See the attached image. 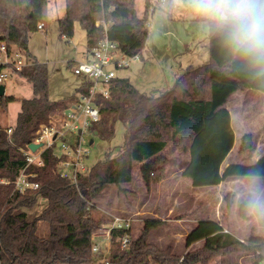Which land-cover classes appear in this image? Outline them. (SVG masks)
I'll list each match as a JSON object with an SVG mask.
<instances>
[{"label": "trees", "instance_id": "16d2710c", "mask_svg": "<svg viewBox=\"0 0 264 264\" xmlns=\"http://www.w3.org/2000/svg\"><path fill=\"white\" fill-rule=\"evenodd\" d=\"M47 4L48 0H0V45H5L9 53L27 54L25 59L32 65L16 74L31 84L33 93L32 98L20 101L11 134L0 128V178L10 180L7 185L0 184V264H90L98 260L101 253L92 252L91 236L111 219L94 214L93 200L109 185L130 184L134 162L142 164L140 173L146 186L162 179L160 165L165 160L161 153L169 142L189 153L181 176L194 188L218 186L228 178L264 177V156L254 164H229L221 171L234 145L230 115L224 105L236 91L264 93V76L257 75L245 62L233 57L210 33L209 62L186 68L163 93L142 94L129 79L115 78L107 98H94L99 119L88 126L93 136L111 140L114 124L125 125L124 143L115 156L108 155L95 164L87 174L80 176L75 186L61 177L60 157L56 156L57 147L53 144L42 151L41 166L28 168L35 174L38 189L26 195L11 193V182L26 166L18 148L33 142L40 125L51 126L52 121L58 126L54 118L65 117L67 102L71 100H49L48 67L28 56L29 35L39 30V24L46 26ZM103 18L110 22L108 37L116 41L126 55L140 53L148 31L146 19L136 14L135 0H65L64 16L58 20L59 34L64 38L72 37L74 21H78L86 32L89 49L102 36V30L96 28L94 22ZM90 85L84 82L79 94L88 95ZM14 101L13 97H0L4 106ZM75 138L77 135L70 138L71 146ZM187 140H190L189 146L185 147ZM253 147L252 135H245L240 142V152H249ZM39 197L45 199L46 206L38 216L30 218L25 210L32 208ZM227 198L233 205L234 196L228 194ZM246 209L247 206L242 205L238 211L243 221L248 220ZM39 221L47 223V237L37 234ZM162 224L160 220H145L141 235L136 239L130 235L125 249L120 248L125 232H113L108 264H148L149 256L156 261H175L176 257L169 251L161 257L159 250L147 241L148 233ZM199 241L204 242L202 250L207 253L255 249L257 260H264V237H250L244 243L213 220L197 222L186 236L188 246Z\"/></svg>", "mask_w": 264, "mask_h": 264}, {"label": "rangeland", "instance_id": "374dc122", "mask_svg": "<svg viewBox=\"0 0 264 264\" xmlns=\"http://www.w3.org/2000/svg\"><path fill=\"white\" fill-rule=\"evenodd\" d=\"M135 11L139 18L146 19L145 27L148 36L144 47L137 55L138 58L130 64L129 68L117 71V76L128 78L138 92L156 95L169 89L175 75L181 70L209 62L210 32L202 19L188 6L187 0H164L161 3L159 0H135ZM64 13L65 0H48L46 26L29 35L27 51L28 56L48 67L49 100L59 101L71 98L67 102V110L70 111L72 106H77L80 102L78 87L82 83V78L74 75L72 69L75 62L81 61L82 55L87 51V39L86 32L78 21H74L72 37L60 36L58 20L64 16ZM21 54L23 58L27 57L25 52ZM4 93L6 97H13L15 101L8 106L0 103L2 130L15 124L20 111V101L33 96L31 84L16 75H11L5 83ZM254 109L253 111H257ZM76 115H80L79 110ZM82 116L81 113L79 120ZM55 119L65 129L63 127L65 117L60 115ZM261 125V127L260 124L258 125L260 128L250 131L261 137L264 136V124L261 123ZM88 126L83 129V141L80 147L82 151L87 152L82 157L83 166L88 169L85 173L108 155H116L119 148L123 146L125 132V125L116 122L114 137L111 140H103L93 136ZM72 135V132L66 133V140H70ZM90 139L93 140L91 145ZM240 141L235 143V149L240 147ZM48 142L49 140L45 139L44 146ZM184 146L187 147V142ZM256 148L259 150L262 148L261 151L264 152V145L256 146ZM62 152L63 149L55 148L56 156L60 157ZM161 156L165 160L164 164L160 165L162 179L154 180L146 186L140 173L142 164L132 163V182L120 187L109 185L103 189L97 199L93 200L94 214L106 219H112L115 216L132 217L130 235L134 239L141 235L145 220L162 221L163 224L160 227L148 233L147 241L159 250L161 257L169 251L176 258L175 261L168 263L156 261L149 256L148 264H260L264 261L257 260L258 252L255 249L207 253L202 250L203 241L189 246L186 244L187 234L201 220L218 222L224 231L244 243L250 237H264V199L252 207L249 206L250 209H246L250 219L241 221L238 218L237 220L238 211L244 203L243 194L233 199V205H230L227 190L220 185L213 189L192 188L191 182L180 174L186 164L185 153L171 142L167 143ZM233 156L234 154L230 159ZM3 182L9 184L10 180L2 177L0 184L5 185ZM11 193H14L13 188ZM45 206V199L39 197L36 204L25 212L33 218L38 216ZM47 226L44 221L38 222L37 234L40 237L48 236ZM105 258H108V255L102 252L99 259L94 258L95 260L90 264H99L104 262ZM191 259L194 262L190 261Z\"/></svg>", "mask_w": 264, "mask_h": 264}, {"label": "built area", "instance_id": "2783aa9c", "mask_svg": "<svg viewBox=\"0 0 264 264\" xmlns=\"http://www.w3.org/2000/svg\"><path fill=\"white\" fill-rule=\"evenodd\" d=\"M104 1V0H100ZM160 3L164 0H159ZM152 12V10H151ZM110 22L105 18L96 20L94 26L102 30L101 38L96 44L87 49L86 58L82 61H76L72 72L74 75L81 77L83 82H90L91 85L88 90V95L79 96L80 102L77 106H72L68 115L63 120V129L59 124L55 125L52 121L48 125H40L31 143H42V147L35 152H32L28 145L23 148H18L19 152L24 156L26 166L18 173L16 178L11 182L15 193L26 194L38 189V183L34 180L35 174L28 171L31 166H41L42 151L56 144L57 148L63 149L62 155H60V161L58 168L61 177L69 180L71 184L77 186L80 176H83L88 169L83 166V154L86 155V151L80 149L83 141V129L90 125L92 122H96L99 119V109L94 102L96 96L107 98L109 96V86L113 79L117 77V71L129 68L130 64L138 58V54L134 56L126 55L119 47V44L111 40L107 35V30ZM38 29H43V24L38 25ZM32 65L31 61L22 57V54L18 51L8 52L5 45H0V86L5 88V83L9 80L11 75H17V71ZM82 113V118L79 120L80 115L76 113ZM73 119V120H72ZM72 120V122H70ZM12 127L6 129L8 135L11 134ZM81 131L80 134L77 132ZM72 132L73 135H77L73 142V146L69 144V140H66V133ZM55 136L56 139L52 140ZM48 139L49 142L44 146V140ZM7 185L8 182H3ZM133 219L132 217L115 216L111 221L102 224L99 231L91 236L92 252L109 254L110 242L113 232L124 231V235L120 239V248L125 249L128 247L130 240V232L132 229ZM103 243V244H102ZM102 262L108 264V259ZM260 264H264L262 261Z\"/></svg>", "mask_w": 264, "mask_h": 264}, {"label": "clouds", "instance_id": "9594fccd", "mask_svg": "<svg viewBox=\"0 0 264 264\" xmlns=\"http://www.w3.org/2000/svg\"><path fill=\"white\" fill-rule=\"evenodd\" d=\"M233 57L264 76V0H187Z\"/></svg>", "mask_w": 264, "mask_h": 264}, {"label": "crops", "instance_id": "0c3cea01", "mask_svg": "<svg viewBox=\"0 0 264 264\" xmlns=\"http://www.w3.org/2000/svg\"><path fill=\"white\" fill-rule=\"evenodd\" d=\"M85 54L86 52L82 55L81 61L86 58ZM208 54H209V48H208ZM207 63L208 62L204 64H207ZM184 70L185 69L181 70L177 75H175L174 82ZM83 83L84 82L82 80V83L78 87V91ZM4 92H5V88H4ZM163 92L164 91L159 92L158 94L163 93ZM158 94L156 95L149 94V95L157 96ZM9 104L10 103H8L7 106ZM224 107L227 109L230 115V125L234 133V145L231 151L228 153V155L224 159L221 165V171H223V169L226 168L229 164H243V165L254 164L261 156H264V152L261 151L262 148L260 150L259 148L255 149L256 146L258 147L260 145H264V136L261 137L257 133H253L250 131L251 129H258L259 124H260V127L262 126L261 123L264 124V93L256 91V90L236 91L228 97ZM253 109L257 111H253ZM245 135H252L253 140H254V147L249 152L241 153L240 147L238 149H235L236 148L235 143L237 144V141L238 140L240 141ZM189 142L190 140H187V147L189 146ZM184 153L186 156V164H185L186 166L189 161V153L187 151ZM232 154H234V156L232 159H230ZM184 167L182 168V170L184 169ZM219 185L220 187L224 188V190H227L226 191L227 195L232 194L234 196V199H237L241 194H243L245 198L243 199L244 203H242V205H246L247 209H250V207H252L253 205L257 203H260L261 200L264 199V192H261L262 190H264V177L228 178L227 180L221 182ZM218 186L200 187V188L192 187V188L194 189H205V188L213 189V188H217ZM234 188H236L237 190H235ZM249 216L250 215H248V219H250ZM238 218L241 221H243L239 217V215L237 217V220Z\"/></svg>", "mask_w": 264, "mask_h": 264}, {"label": "water", "instance_id": "95a60500", "mask_svg": "<svg viewBox=\"0 0 264 264\" xmlns=\"http://www.w3.org/2000/svg\"><path fill=\"white\" fill-rule=\"evenodd\" d=\"M1 39H2V37H0V40H1ZM3 96H4V87H3V86H0V97H3ZM68 112H69V110L65 111V115H68ZM80 133H81V131H78V134H80ZM55 139H56V137L53 136V137H52V140H55ZM92 142H93V140L90 139L89 144L91 145ZM42 146H43L42 143H40V144H37V143H31V144L28 145L29 149H30L32 152H35L36 150L40 149Z\"/></svg>", "mask_w": 264, "mask_h": 264}]
</instances>
